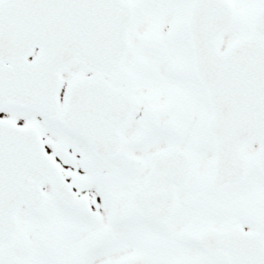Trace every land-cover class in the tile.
<instances>
[{
    "label": "snow or ice",
    "instance_id": "obj_1",
    "mask_svg": "<svg viewBox=\"0 0 264 264\" xmlns=\"http://www.w3.org/2000/svg\"><path fill=\"white\" fill-rule=\"evenodd\" d=\"M0 264H264V0H0Z\"/></svg>",
    "mask_w": 264,
    "mask_h": 264
}]
</instances>
